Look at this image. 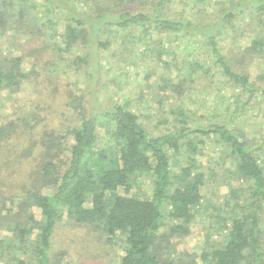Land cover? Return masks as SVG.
Instances as JSON below:
<instances>
[{
  "label": "trees",
  "instance_id": "obj_1",
  "mask_svg": "<svg viewBox=\"0 0 264 264\" xmlns=\"http://www.w3.org/2000/svg\"><path fill=\"white\" fill-rule=\"evenodd\" d=\"M61 1L72 4L76 11L63 10L65 23L59 41H55V33L49 35V43L59 51L89 43L92 46L94 42L102 50L108 49L119 32L130 38L186 33L202 38L212 64L234 91L241 95L260 90L264 93V88L250 82L245 68L246 60L264 59V0H232L229 6L222 0H190L201 11L193 10L190 16L179 15L170 6L175 0ZM34 2L0 0V33L15 32L22 26L41 33L44 24L38 20L42 15L32 13ZM54 3L56 8L61 5ZM213 4L218 9L211 12L208 7ZM239 21L253 37L238 55L229 57L219 48L216 35L226 28L235 31ZM128 29L132 30L130 36L125 34ZM23 58L0 57V92H17L36 75L35 64L25 69ZM75 61L80 67L84 58ZM235 65L244 69H235ZM182 116L180 110L177 122L171 123L174 130L155 135L136 110L115 103L103 113L108 135L104 142L98 133V116L85 110L63 134L44 130L39 139L34 138V130L40 119L33 109L22 110L15 119L0 123V181L16 172L11 163L16 146L28 151L24 157H33L35 164L29 174L31 185L33 175L37 184L18 193L21 195L0 190V229L12 232L7 243L0 239V260L61 264L64 255L52 251V238L65 215L77 224L89 225L108 244L121 240L122 254L117 264H165L167 259L161 255L172 248L170 238L190 234L198 215L206 213L214 219L218 239L207 238L199 254L201 264H264V138L256 143L248 133L224 120L189 126ZM202 137L213 138L219 147V157L210 164L203 165L200 160L201 140L196 142L195 138ZM39 145L42 150L37 159L32 150ZM65 152L67 156L61 159ZM180 158L185 165L174 169L173 163ZM227 163L230 166L224 167ZM218 165L226 176L227 190L218 195L221 201L215 204L206 200V206H202L201 189L208 186L212 191L210 182H217L219 172L214 168ZM143 177L149 179V195L136 190L138 179ZM47 186H52V192L43 193ZM208 208L214 212H208ZM162 227H168V231L163 232Z\"/></svg>",
  "mask_w": 264,
  "mask_h": 264
},
{
  "label": "rangeland",
  "instance_id": "obj_2",
  "mask_svg": "<svg viewBox=\"0 0 264 264\" xmlns=\"http://www.w3.org/2000/svg\"><path fill=\"white\" fill-rule=\"evenodd\" d=\"M35 1L32 13L42 15L38 20L39 24H44L41 33L31 31L32 28L27 30L26 26L15 32L7 30L0 33V57L23 55L24 68L31 69L34 63L37 71L35 76L32 74V79L20 86L19 91L0 92V123L15 119L22 110L26 112L33 109L40 119V125L34 130V138L39 139L44 136V130L63 134L68 125L85 110L88 115L98 116L101 125L98 133L104 142L108 135L103 127H107L103 113L115 103H121L136 110L142 123L155 135L174 130L171 123L177 122L175 117L181 110L185 115L181 120L184 118L189 126L224 120L230 126H238L248 133L256 143L264 138L263 91L245 95L234 91L212 64L208 47L201 37L186 33L174 37L164 33L157 37L149 35L141 38L136 35L130 38L119 32L117 38L113 39L115 44L108 49L102 50L94 42L92 46L89 43L77 49L59 51L49 43V35L55 33L54 39L59 41L58 35L62 33L65 23L63 10L73 13L76 9L72 4L61 0H52L53 3L46 0ZM55 1L63 6L58 5L56 8ZM231 1L222 0L225 6H229ZM215 4L208 7V10L212 12L218 9L216 5H222ZM246 5L248 2L244 7ZM170 6L179 15L190 16L193 10L201 14L190 0H175ZM79 7L85 10L82 5ZM245 17L248 18L247 14ZM237 24L239 25H235V31L226 28L216 35L219 48L229 57L238 55V50L249 44L253 37L248 30H243V23L239 21ZM126 32L125 34L131 35L132 30L128 29ZM88 51L89 56L86 55ZM78 57L84 58L80 67L76 66L75 61ZM245 62L250 82L264 88V59L254 58ZM235 69L244 68L242 65H235ZM239 101L244 104H239ZM181 120L177 125L182 124ZM195 141H200V160L203 165L210 164L212 159L219 157V147L213 138H195ZM26 145L29 147V140H26ZM13 148L15 154L11 163L16 172L10 179L0 181V190L6 189L8 193L18 194L36 184L33 175L31 185L32 176L29 174L35 161L33 157H24L28 151L24 152L23 148ZM39 148L32 150L37 159L42 150L41 145ZM67 154L63 153L61 159ZM185 162L184 158H180L179 162L173 163V168L178 169ZM219 166L214 168L219 172L217 182H210L212 191L208 186L201 189L202 206H206V200L215 204L221 201L222 198L218 195L227 190L224 183L226 176L222 175L223 168ZM229 166L228 163L224 165ZM221 180L222 183L219 184L218 181ZM137 183V191L150 194L149 179L139 178ZM14 187V190L11 189ZM42 192H52V186L44 187ZM207 210L214 212L212 208ZM35 213L38 214L39 210L36 209ZM198 217L199 220L191 226L190 234L183 238H170L172 248L162 253L161 257L167 259L163 263L201 264L199 254L207 238L217 240L218 236L213 218H208L206 213ZM161 230L166 232L168 227H162ZM9 237H12V232L2 227L0 239L7 243L6 239ZM121 243V240H116L108 244L105 237L89 225L77 224L64 215L54 231L52 251L63 253L61 264H117L122 254ZM0 264H14V261L0 260Z\"/></svg>",
  "mask_w": 264,
  "mask_h": 264
}]
</instances>
